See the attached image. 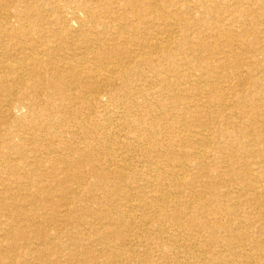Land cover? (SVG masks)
Listing matches in <instances>:
<instances>
[{
	"label": "bare ground",
	"instance_id": "obj_1",
	"mask_svg": "<svg viewBox=\"0 0 264 264\" xmlns=\"http://www.w3.org/2000/svg\"><path fill=\"white\" fill-rule=\"evenodd\" d=\"M0 264H264V0H0Z\"/></svg>",
	"mask_w": 264,
	"mask_h": 264
},
{
	"label": "rangeland",
	"instance_id": "obj_2",
	"mask_svg": "<svg viewBox=\"0 0 264 264\" xmlns=\"http://www.w3.org/2000/svg\"><path fill=\"white\" fill-rule=\"evenodd\" d=\"M138 249H141V248H138Z\"/></svg>",
	"mask_w": 264,
	"mask_h": 264
}]
</instances>
